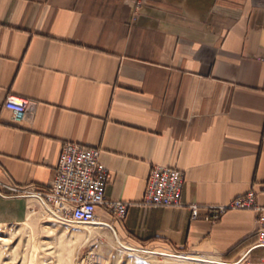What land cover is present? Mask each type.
I'll return each mask as SVG.
<instances>
[{
	"label": "crops",
	"instance_id": "crops-1",
	"mask_svg": "<svg viewBox=\"0 0 264 264\" xmlns=\"http://www.w3.org/2000/svg\"><path fill=\"white\" fill-rule=\"evenodd\" d=\"M8 96L31 108L15 122ZM98 149L104 195L131 202L128 242L257 261L258 215L191 218L249 191L264 207V0H0V224L52 184L61 147ZM152 166L183 174L179 208L139 206Z\"/></svg>",
	"mask_w": 264,
	"mask_h": 264
},
{
	"label": "built area",
	"instance_id": "built-area-1",
	"mask_svg": "<svg viewBox=\"0 0 264 264\" xmlns=\"http://www.w3.org/2000/svg\"><path fill=\"white\" fill-rule=\"evenodd\" d=\"M11 112L12 119L20 122L25 119L31 108V102L25 98L8 96L3 104ZM100 151L78 144L66 142L61 147L59 161L52 184L48 187L11 188L18 191V196L32 198L45 209L59 224L72 221V224L83 225L96 222L97 209L115 220H122L131 202L111 201L104 195V189L110 174L99 162ZM183 174L177 168L152 166L147 178L144 196L137 204L150 207L179 208L182 203ZM1 197H6L0 191ZM191 218L217 221L228 210H253L258 215L256 230L257 243L253 247L264 250V207L255 201L251 190L234 198L224 206L205 207L207 213L200 216L197 205H191ZM101 225L107 226L100 221ZM244 253L234 262L219 261L221 264H236L250 255Z\"/></svg>",
	"mask_w": 264,
	"mask_h": 264
},
{
	"label": "rangeland",
	"instance_id": "rangeland-1",
	"mask_svg": "<svg viewBox=\"0 0 264 264\" xmlns=\"http://www.w3.org/2000/svg\"><path fill=\"white\" fill-rule=\"evenodd\" d=\"M195 257L128 242L101 224H59L39 203L30 205L25 221L0 224V264H221ZM236 264H264V256Z\"/></svg>",
	"mask_w": 264,
	"mask_h": 264
},
{
	"label": "bare ground",
	"instance_id": "bare-ground-1",
	"mask_svg": "<svg viewBox=\"0 0 264 264\" xmlns=\"http://www.w3.org/2000/svg\"><path fill=\"white\" fill-rule=\"evenodd\" d=\"M91 224H100V222H93ZM104 224H107V223H104ZM62 225H65V226H80V225H76V224H72V221H62Z\"/></svg>",
	"mask_w": 264,
	"mask_h": 264
}]
</instances>
